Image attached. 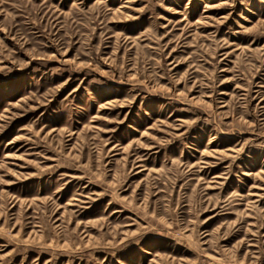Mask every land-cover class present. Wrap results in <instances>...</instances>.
Returning a JSON list of instances; mask_svg holds the SVG:
<instances>
[{"label": "rangeland", "instance_id": "1", "mask_svg": "<svg viewBox=\"0 0 264 264\" xmlns=\"http://www.w3.org/2000/svg\"><path fill=\"white\" fill-rule=\"evenodd\" d=\"M0 264H264V0H0Z\"/></svg>", "mask_w": 264, "mask_h": 264}]
</instances>
